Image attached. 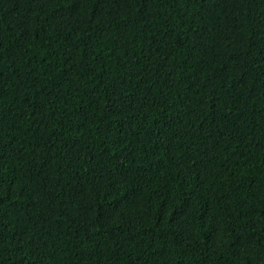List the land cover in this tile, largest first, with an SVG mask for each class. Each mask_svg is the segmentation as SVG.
I'll return each instance as SVG.
<instances>
[{
	"label": "trees",
	"instance_id": "trees-1",
	"mask_svg": "<svg viewBox=\"0 0 264 264\" xmlns=\"http://www.w3.org/2000/svg\"><path fill=\"white\" fill-rule=\"evenodd\" d=\"M0 264H264V0H0Z\"/></svg>",
	"mask_w": 264,
	"mask_h": 264
}]
</instances>
